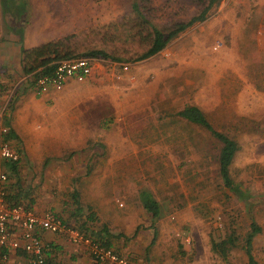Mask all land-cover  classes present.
Here are the masks:
<instances>
[{
  "label": "rangeland",
  "instance_id": "374dc122",
  "mask_svg": "<svg viewBox=\"0 0 264 264\" xmlns=\"http://www.w3.org/2000/svg\"><path fill=\"white\" fill-rule=\"evenodd\" d=\"M208 5L209 0H7L4 5L0 0L3 29L11 25L4 7L14 14L25 10L23 17L47 25L42 40L67 36L71 55L106 53L93 58L108 74L97 86L108 100L97 102L101 111L90 125L97 138L76 149L55 148L53 162L41 172L51 177L47 184H56V203L69 212L71 186L88 191L90 178L93 184L115 185L113 194L127 209L108 222L113 249L132 264H246L242 241L228 262L211 250L215 227L232 221L243 236L250 220L244 203L222 185L216 161L220 145L175 116L186 104L199 106L239 145L230 173L252 195L249 213L262 229L253 254L264 264V0H215L203 21L156 54L139 58L150 46L151 24L173 29ZM82 83L79 94L92 99L94 86ZM73 157L81 160L72 163ZM72 169L81 179L75 186L67 174ZM141 189L160 202L162 214L154 222L138 200ZM98 190L88 194L99 198Z\"/></svg>",
  "mask_w": 264,
  "mask_h": 264
},
{
  "label": "crops",
  "instance_id": "0c3cea01",
  "mask_svg": "<svg viewBox=\"0 0 264 264\" xmlns=\"http://www.w3.org/2000/svg\"><path fill=\"white\" fill-rule=\"evenodd\" d=\"M44 25V23L42 25L40 22H32L29 19V22L24 26L22 43L20 44L17 35L11 28L8 31L3 29L0 22V103L8 108L12 104L10 109L7 107L5 109V120L8 121L9 128L12 129L13 137H15L11 138L5 135L0 138V142L2 139L9 141L15 149L19 148L24 154V158L21 157L18 171L21 186L24 187L29 196L23 198V201L30 204L32 200L30 205L35 213L42 214L44 211L53 210L62 214L64 221L67 220L70 225L76 228H79L81 219H87L88 215H92L95 220L87 219L86 226L92 230H99L105 225L108 227L109 232L113 234L112 227L108 222L120 216L119 212L123 211L124 208L127 209V204H118L117 198L113 194V187H115L113 183L103 181V183L97 185L93 184L90 178L88 191L83 189L80 193V198L83 196L85 199L81 200L80 212L82 216H72L69 212L70 208L62 210V206L58 204L59 194L57 196L53 194L56 189L55 182V185L53 184L54 186L51 187L47 184L51 177L43 178L42 176L41 171L45 163L53 162L54 156L50 153L55 148L76 149L81 147L83 142L86 143L91 141V138L93 140L97 138L90 125L96 123L98 111H101L97 109V102H101L103 99L108 100L107 97H102L97 93V86L99 83L107 82L108 78H105L104 75L108 74L103 67L95 65L94 62L90 75L83 80L91 82L94 86L92 99L79 94L83 87V81L74 79L68 80L60 88L51 86L42 94L35 93L29 83L28 76L23 73L21 48H31L50 40L60 39L61 36L42 40V35L48 29L47 25ZM36 26L39 27L38 31L40 32L38 40L33 38V30ZM62 35L66 36L68 33ZM110 76H113V73H110ZM80 102H83L82 106L85 103V106L79 107ZM91 104L96 107H91ZM91 116L95 118L93 122ZM98 145L101 146L95 144V146ZM63 156L60 155L59 158H63ZM57 157L55 156V158ZM80 160L75 158L72 163ZM6 169L8 170L7 165ZM67 174L70 186L74 181L75 186L76 180H81L78 175H75L74 169L67 172ZM93 176L108 177L107 174L101 172H94ZM110 176L111 179L114 178L113 174H110ZM12 181H14V177L10 175L9 185ZM76 186L75 188L78 189L79 187ZM97 188H99V198L88 194L91 190ZM73 190L74 187L71 186L70 192ZM127 196L122 194L121 198L127 199ZM19 232L20 229H15L12 232V237L18 238ZM41 238L47 245L46 254L52 263H91L86 247L70 243L63 234L41 232ZM5 251L9 257L8 264H27L26 253L22 250L6 248Z\"/></svg>",
  "mask_w": 264,
  "mask_h": 264
},
{
  "label": "trees",
  "instance_id": "16d2710c",
  "mask_svg": "<svg viewBox=\"0 0 264 264\" xmlns=\"http://www.w3.org/2000/svg\"><path fill=\"white\" fill-rule=\"evenodd\" d=\"M6 1L7 0H2L3 5L6 4ZM214 2L215 0H209V5L203 11L190 18L184 24H180L173 29L165 31L151 24L152 40L150 46L139 58L144 59L156 54L157 52L161 51L169 41L175 38L186 28L192 26L196 22L203 21L206 17L209 7L212 6ZM2 11H4V14L9 16V20L11 22L10 28L17 35L18 43L21 44L23 29L24 26L29 22V15L23 17L25 10L14 14V10L8 9V7H4V10L2 9ZM68 42L69 38L66 36L61 39L47 41L31 48H21V64L23 73L25 75H30L31 78H29V83L33 89L34 78L39 75L50 73L55 67L57 61L76 56L71 55L72 50ZM78 56H88L92 58L107 57L106 53L103 51H90ZM11 107L12 104H10L9 108H7L10 109ZM175 116L183 120L184 123H186L190 128L195 127L197 130L202 131V134L205 133L208 139L220 145L218 148L216 161L218 174L222 185L224 189H227V191L235 194L238 200L244 203L243 205H245L247 211L246 215L250 220V228L243 236L238 234L235 223L232 221L230 223L222 222L219 227H215L211 234V250L221 260L228 262L231 251L239 245L240 241H242V248L247 259L246 264H260L253 254V244L257 236L261 234L262 229L249 213L252 195L250 194V191L244 190L240 186V183L235 182L230 173V166L236 152L239 150L237 141L227 133L218 130L207 119L201 108L195 104H186L175 112ZM6 124L9 126L8 121H6ZM7 136L15 138L13 137V131L11 128H9ZM16 150L21 156V150L19 148ZM19 163V161L7 163L9 173L12 175V177H14V181L16 177V181H12L10 185H8L7 200L11 204H22L31 209L30 204L32 203V200L30 201V204L23 201V198L28 197L29 194L24 190V187L21 186V178L18 171V166L20 165ZM69 199V206H73V211H71L70 214L72 216H82V213L80 212L81 198L79 190L74 188V190L69 194ZM138 200L144 210H146V212L149 214L153 222L161 217L162 209L160 202L154 197L150 190L141 189L138 192ZM53 213L59 216V213L55 211H53ZM87 219H90L91 221L95 220L93 219L92 215H88ZM87 219H81L79 229L93 237L94 240L101 243L103 246L113 248L112 238L115 236L109 232L108 227L104 225L99 230H92L86 226ZM65 221L68 222L67 220ZM115 251L119 254H122L119 249H115ZM129 261L132 264L131 259H129Z\"/></svg>",
  "mask_w": 264,
  "mask_h": 264
},
{
  "label": "built area",
  "instance_id": "2783aa9c",
  "mask_svg": "<svg viewBox=\"0 0 264 264\" xmlns=\"http://www.w3.org/2000/svg\"><path fill=\"white\" fill-rule=\"evenodd\" d=\"M94 59L88 56H73L56 62L50 73L33 79L36 94L44 93L49 87H62L68 80L83 81L92 71ZM126 69V66H124ZM31 78L30 75H27ZM6 105L0 103V138L7 135L9 126L5 120ZM21 156L14 146L4 139L0 142V264H8L6 248L22 250L26 253L27 264H54L46 254L47 245L41 232L63 234L75 245H84L91 259L90 264H131L129 258L115 249L105 247L87 233L65 223L52 211L35 213L22 204H11L7 200L10 173L8 162H20ZM20 229L19 237L13 238L12 232Z\"/></svg>",
  "mask_w": 264,
  "mask_h": 264
}]
</instances>
